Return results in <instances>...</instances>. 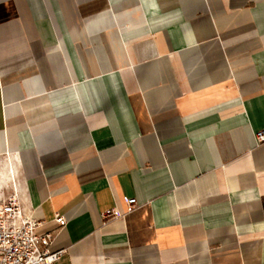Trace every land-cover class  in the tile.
Masks as SVG:
<instances>
[{"label": "crops", "instance_id": "0c3cea01", "mask_svg": "<svg viewBox=\"0 0 264 264\" xmlns=\"http://www.w3.org/2000/svg\"><path fill=\"white\" fill-rule=\"evenodd\" d=\"M262 129L264 0H0V198L57 264H264Z\"/></svg>", "mask_w": 264, "mask_h": 264}, {"label": "built area", "instance_id": "2783aa9c", "mask_svg": "<svg viewBox=\"0 0 264 264\" xmlns=\"http://www.w3.org/2000/svg\"><path fill=\"white\" fill-rule=\"evenodd\" d=\"M255 137L264 143V129ZM128 203L134 208L136 199ZM56 223L61 228L67 220L56 214ZM55 235L56 230L40 229V222L25 211L16 193L0 198V264H57L66 250H49Z\"/></svg>", "mask_w": 264, "mask_h": 264}]
</instances>
